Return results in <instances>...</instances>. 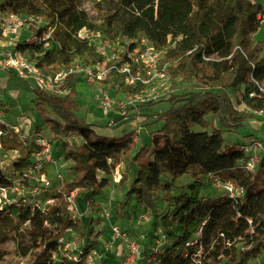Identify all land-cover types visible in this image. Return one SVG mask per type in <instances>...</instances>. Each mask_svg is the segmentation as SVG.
<instances>
[{
  "label": "trees",
  "instance_id": "1",
  "mask_svg": "<svg viewBox=\"0 0 264 264\" xmlns=\"http://www.w3.org/2000/svg\"><path fill=\"white\" fill-rule=\"evenodd\" d=\"M85 2L93 15L83 7ZM0 11L43 17L52 26L47 39L51 47L40 40H22L15 46L42 66L67 67L87 55L100 57L76 36L82 28L99 30L111 40L145 38L160 53L167 51L170 84L191 81L194 86L180 95L179 104L171 103L152 115L161 126L150 131L149 142L130 157L132 174H122L118 181L124 195L152 215L165 235L158 252L149 253L153 264H249L258 258L264 251V188L256 181L264 174V155L252 170L243 168L247 158L243 143L226 135L242 128L251 116L234 108L229 89L237 92L239 103L250 113L264 114L263 43L254 38L260 29L264 31L263 4L251 0H0ZM110 74L121 78L114 70ZM78 80L76 73L65 77L63 96L30 87L42 124L59 141L60 163L67 165L69 177L55 187H42L51 200L45 209L30 205L26 230L34 253L27 264H88L91 251L102 250L100 231L95 229L100 217H72L66 197L74 192V201L85 198L90 210H99L97 197L109 185L106 175L119 155L127 156L134 148L129 139L97 134L96 123L88 119L90 111L79 117ZM130 87L125 86V91ZM138 90L136 86L129 95ZM74 133L81 143L66 141ZM0 145L5 152L17 153L10 175L0 169V185H4L31 166L32 147L11 131L1 135ZM99 172L105 176L99 179ZM210 174L240 186L243 195L238 199L223 193L202 195ZM183 176L190 180L183 182ZM158 192L167 210L157 207ZM23 207L12 203L0 212L19 217ZM66 230L83 240L77 255L62 254L64 242L59 239ZM187 242L194 243L185 246ZM198 251L203 257L196 263Z\"/></svg>",
  "mask_w": 264,
  "mask_h": 264
},
{
  "label": "rangeland",
  "instance_id": "2",
  "mask_svg": "<svg viewBox=\"0 0 264 264\" xmlns=\"http://www.w3.org/2000/svg\"><path fill=\"white\" fill-rule=\"evenodd\" d=\"M251 1H258L264 5V0ZM83 7L87 8L88 3H83ZM87 9L92 15L94 14L92 9ZM25 36L26 34L23 33L19 36V39ZM254 38L262 41L264 55V31L260 29L258 33L254 35ZM114 41L113 43L110 42V44L105 43V52L103 56L100 55V57L95 59L87 55L85 57V63L91 61V66L96 64L93 66L96 68L106 67L109 64L121 65V41L119 39ZM10 42L12 44L7 46L8 48L10 47L9 49H13V44L16 42H13V40ZM25 54L29 56L28 53ZM113 54L115 57L112 60L111 56ZM109 61L111 62L109 63ZM169 61L170 56L168 52H161L160 59L158 60L160 68L165 66ZM145 65L146 63L142 62L140 68H145ZM137 71L139 72V70ZM132 72L135 75H141L144 82L139 83V85H132L129 88L131 91H125L124 86L121 85V78L115 76V74H109V80L101 86L103 90L112 94L110 95L113 99V107L110 108L108 112H100L97 109L91 92L92 87L82 76L79 77L75 89L77 92L76 99L79 106L77 114L79 117L85 118L90 111L91 117L88 115V119H92L91 121L96 123L93 130L97 134L116 140L129 139L134 145V148L127 156L125 154L118 156L119 160L116 161L115 167L106 175L109 185L104 189L103 194L97 197V201H100L101 204L99 210H90L85 198L75 200L78 208V215L86 219H88V217H100L98 226H94L95 229L100 231L99 239L103 241L100 245L102 250L96 249V254L92 257L89 256L87 260L88 264H120L119 261L128 252V244H130L131 241L142 244V255H148L152 250L159 249L164 243H162L159 238L160 229L154 225V217L146 213L142 207L136 206L131 198H127L124 195V190L120 188L118 181L122 174L127 176L132 174L133 167L129 163L130 157L141 144L149 142V132L155 131L161 126L162 123L156 121L152 115L167 110L171 103L179 104L180 95L190 91L194 85L191 81H178L176 84L172 85L170 81L164 80V77H162L159 72H156V69L150 70L149 76L145 75L147 72L144 70H141V73H136L135 70H132ZM151 75L152 78L148 81L147 78H150ZM136 86H138L139 90L134 96H130L129 94L136 90ZM30 87L28 83L16 76L12 75V77H10V72L8 70L0 68V103H2L4 110L2 118L4 122L10 126L19 125L21 119H26L30 121L35 128L36 125H38V129L43 131L45 135H50L49 128H47L45 124H42L43 120L39 114V110L34 105L37 98ZM151 91H153L152 94L148 95ZM228 91L234 108L245 115L251 116L245 118L242 128L226 136L240 143L250 142H245L247 137L251 140L260 141L263 147L262 149L256 150L258 161L264 155V114L255 112L250 113L243 104L239 103L237 92L230 89ZM153 96L155 98H152ZM172 96L173 98H171ZM43 108L49 110L47 105H43ZM55 140L54 144L57 143V145L55 144L52 147V156L55 157L53 158L55 163L50 162L44 165L45 180L37 179V177L31 178L30 181L33 191L26 187H22L19 193L12 197L11 201L17 199L18 203L20 202L24 205L22 214L19 217H15V214L7 216L4 212H0V264H27L33 259L34 250L29 246L26 230L28 225L26 217L30 212V205L37 200V203L42 206V201L46 198L45 189L42 187H48L50 184H52V187H55L60 184L62 179H67L69 177V172L66 169L67 165L65 163H60L62 148L59 146L58 139L57 141ZM66 141L75 145L81 143L83 140L78 134L74 133L69 135ZM16 158L17 153L15 151L5 152L0 150V169L6 175H10L13 172V162ZM102 176L105 175L99 172L98 178L100 179ZM189 180L190 178L188 176L182 177L183 182ZM45 181L48 182L47 186ZM256 182L259 187L264 188V174H261ZM34 188H36V193ZM219 193H222V190L217 188L211 181H207L202 195L212 197ZM161 197L162 193L158 192L156 196V205L160 211L167 210V204L161 200ZM125 202L127 203V205H125L126 207L124 206ZM18 203L17 205H19ZM102 207L109 211V220L104 219L102 216ZM110 223L116 225L125 232V235L119 238V240H116L117 242L115 241L113 246H110V241L112 240ZM61 239L64 242V248L61 250L64 256L77 255L83 245L82 238L71 230H66L62 234ZM167 243L168 241L166 244ZM201 257H203V255L201 251H198L195 262L197 263V259ZM142 264L147 263L144 262ZM249 264H264V251L257 259L251 260Z\"/></svg>",
  "mask_w": 264,
  "mask_h": 264
},
{
  "label": "built area",
  "instance_id": "3",
  "mask_svg": "<svg viewBox=\"0 0 264 264\" xmlns=\"http://www.w3.org/2000/svg\"><path fill=\"white\" fill-rule=\"evenodd\" d=\"M51 31L52 26L49 25L43 17L32 14H17L0 11V68L8 70L12 75L25 81L31 87L55 96H63L66 93V90L62 87L63 80L68 74L76 73L79 77L82 76L85 81L91 85L93 100L100 112H108L110 108L113 107L112 94L101 88V86L107 81L111 70H114L121 75V85L124 87L144 82L142 76L135 75L132 70H135L136 73H141V70H144L147 72L145 75L149 76V71L156 69V72H159V74L164 77V80L169 81V77L165 71L167 64L160 68L158 65L160 52L145 38L122 40L120 42V55L122 56L121 65L109 64L106 67L101 68L93 67L96 64L91 66V61L85 63V58L73 61L67 67L56 64L42 66L38 64L37 60L26 56L25 52L15 49L16 44L22 40H40L45 47H51L52 43L47 41L50 37ZM23 33H25L26 36L23 38L20 37L19 39V36ZM76 36L85 40L92 48L93 53L101 56H103L105 52V43L110 44V42H115L114 40L108 39L99 30L87 28H82L77 31ZM12 40L16 43L13 44V49H9L10 47L8 48V46L12 44L10 42ZM114 57L115 55L113 54L111 59L113 60ZM110 62L111 61H109V63ZM142 62L146 63L145 68H140ZM137 70H139V72ZM151 78L152 75L150 78H147V80L149 81ZM152 92L153 91L148 95L152 94ZM152 98L155 97L153 96ZM3 113L4 110L2 103H0V126L3 127V129L0 130V137L7 131L19 134L22 143L24 145H31L32 147L30 152L32 164L18 175H12L8 183L0 185V210H3L9 204L18 203L17 199H15V201L11 200L13 196L19 193L22 187L32 190L31 178L37 177V179L45 180L44 165L50 162L55 163V160L53 159L55 157L52 156V147L55 144L57 145V143L54 144L56 138L51 131H49L50 135H45L43 131L39 129L37 130L35 126L26 119H21L19 125H7L2 118ZM55 141H57V139ZM262 147V143L256 140L243 143L242 148L247 155L246 160L242 162L243 168L252 170L255 167L257 162L256 150L262 149ZM0 150H2L1 145ZM206 181H211L217 188L222 190L223 194L231 199H238L243 195V189L240 186L235 185L233 182L221 181L211 174L207 175ZM45 182L47 186L48 182ZM34 191L36 193V188H34ZM66 199L72 217L78 216V208L73 198V192H71ZM42 202V206L37 203V200L32 202V204L45 209V206L49 204L51 200L45 198ZM18 204L22 205L20 202ZM101 212L104 219H110V213L106 208L102 207ZM109 225L112 233L110 246H113L116 240H119V238H122L125 235V232L116 225L111 223ZM159 238L162 242L165 240V235L160 230ZM59 240L61 241V238ZM193 243L194 242H187L185 246ZM155 252H158V249H154L150 253ZM141 253V244L131 241L130 244H128V252L120 260V264H142L144 262H154L152 255L149 253L148 255H142ZM94 254H96V251H91L90 257L94 256Z\"/></svg>",
  "mask_w": 264,
  "mask_h": 264
},
{
  "label": "crops",
  "instance_id": "4",
  "mask_svg": "<svg viewBox=\"0 0 264 264\" xmlns=\"http://www.w3.org/2000/svg\"><path fill=\"white\" fill-rule=\"evenodd\" d=\"M10 77H12V74L10 73ZM77 83H78V81H77ZM77 83H76V85H77ZM76 85H75V89H76Z\"/></svg>",
  "mask_w": 264,
  "mask_h": 264
}]
</instances>
